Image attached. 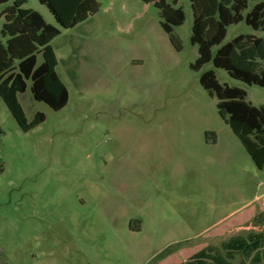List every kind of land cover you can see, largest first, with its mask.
<instances>
[{"label":"rangeland","instance_id":"1","mask_svg":"<svg viewBox=\"0 0 264 264\" xmlns=\"http://www.w3.org/2000/svg\"><path fill=\"white\" fill-rule=\"evenodd\" d=\"M96 1L97 13L68 30L38 0L23 6L60 31L50 46L69 99L53 111L27 81L17 95L26 119H45L23 132L0 98V264H181L233 237L264 235L251 216L264 209L255 200L264 171L199 79L212 70L254 107L264 106V88L212 63L192 69L190 0L175 5L185 16L174 28L180 51L152 4ZM239 35L264 40L241 22L212 54Z\"/></svg>","mask_w":264,"mask_h":264},{"label":"trees","instance_id":"2","mask_svg":"<svg viewBox=\"0 0 264 264\" xmlns=\"http://www.w3.org/2000/svg\"><path fill=\"white\" fill-rule=\"evenodd\" d=\"M0 0L5 6L0 12V98L23 132L39 126L45 119L37 113L31 122L18 102L17 95L27 89L31 81L33 99L44 103L53 111L63 109L69 99L68 91L56 73L57 59L50 46L60 35L59 29L46 24L35 11L23 8L26 0ZM53 16L57 25L72 29L98 11L96 0H38ZM159 10L162 30L170 44L181 50L180 40L174 28L183 25L185 16L175 8L178 0H141ZM249 2L254 5L243 16ZM193 13L190 42L198 47V59L194 71L212 63L224 70L229 77L248 86L264 88V40L254 35H239L212 54V48L225 39L227 28L244 22L255 32H264L263 0H190ZM43 61L37 66V56ZM203 90L217 100L220 118L237 137L255 167L264 171V106L254 107L246 101L244 90L221 85L212 70L199 79ZM215 143V142H213ZM254 222L264 225V212ZM264 264V235L249 233L236 236L221 245V249L206 248L181 264Z\"/></svg>","mask_w":264,"mask_h":264},{"label":"crops","instance_id":"3","mask_svg":"<svg viewBox=\"0 0 264 264\" xmlns=\"http://www.w3.org/2000/svg\"><path fill=\"white\" fill-rule=\"evenodd\" d=\"M212 145H215V143L212 144ZM261 198H264V194H263V195L256 196V197H255V200H256V199L259 200V199H261ZM261 200H262V199H261ZM259 202H260V200H259ZM262 212H264V209H263V208L261 209V211H260L258 214H252L251 216H252L253 221H254V219H255L258 215H260ZM258 225H260V224H258ZM262 226H264V225H262ZM232 227H233V226H232Z\"/></svg>","mask_w":264,"mask_h":264}]
</instances>
